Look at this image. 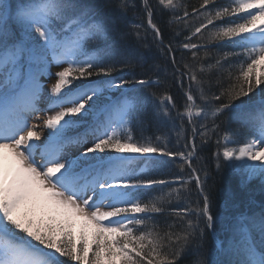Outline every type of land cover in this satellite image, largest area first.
I'll return each mask as SVG.
<instances>
[{"label": "snow or ice", "instance_id": "1", "mask_svg": "<svg viewBox=\"0 0 264 264\" xmlns=\"http://www.w3.org/2000/svg\"><path fill=\"white\" fill-rule=\"evenodd\" d=\"M157 12L174 38L187 31L176 47ZM151 47L171 71L135 72ZM261 85L264 0H0V264H178L193 250L188 264H264V199L248 192L264 193ZM213 146L244 194L224 212L199 154ZM169 165L170 179L145 175ZM154 186L167 191L145 196Z\"/></svg>", "mask_w": 264, "mask_h": 264}, {"label": "trees", "instance_id": "2", "mask_svg": "<svg viewBox=\"0 0 264 264\" xmlns=\"http://www.w3.org/2000/svg\"><path fill=\"white\" fill-rule=\"evenodd\" d=\"M139 2V0H137ZM223 2V0H221ZM184 3L187 4L189 11H191L192 7H198L200 0H184ZM169 19L168 13H164L163 15L157 12V14L154 16L155 22H157L161 28L163 29V35H164V40L165 43H168L170 40L173 41V46L176 47L177 40L178 41H183L184 35H187V31L183 35H181L178 38H174L173 32L167 27V21ZM129 23L132 22H140L137 17L133 16L131 13L129 14L128 17ZM195 41V38H193ZM151 40V37H149V41ZM229 47L226 44H222L220 46H213L210 48V51L215 55L217 52H222V51H228ZM140 52L143 53L144 57L147 60V63L145 64L144 68L137 67L135 69L136 73H143L145 70L149 69L151 65L153 64H159L161 68L163 69L165 66L169 68V71H171V65L168 63V61L165 59V57L155 48H140ZM183 55V58L185 60H188L191 62V53L186 51V50H180L177 48L176 51V58L177 60H181V57ZM211 63H214V61H208ZM114 75H119L114 74ZM161 78L164 79L163 74L161 73ZM169 83L171 82V77L169 76L168 78ZM213 79H215V76L213 75ZM187 79L185 78V87H187ZM261 87H264V85H261ZM171 94L174 96V98L177 101V106L182 110V104L183 101L180 99L181 97V90L173 86L170 89ZM175 115V113H173ZM179 123V121H177ZM233 130L237 128L235 124L232 125ZM241 133L247 132V129H240ZM138 135V134H137ZM183 143V142H182ZM182 143L180 147H182ZM199 145V141H197ZM176 146V138L175 135L172 136V142L169 144L170 148H173L175 150ZM215 150V147L213 146L211 149H204L201 151L199 154L206 159L203 161L209 166V170L211 173V176L208 180V186L211 188V192L213 195L215 207H214V212H224L225 211V202L229 200V193L230 191L232 192H237L238 195H244L243 193H239L238 188H237V182L235 179V176L232 172L231 169L229 168H223L221 172L217 173L215 169V163L212 158V152ZM196 167L200 166L199 162H194ZM143 167V165H141ZM178 169L174 165H169L168 168L166 169H161V170H153L151 167H149L145 175H151L154 178L157 179H170L171 176L175 175L177 173ZM161 191H167V188L161 187V186H154L151 189H145L144 194L145 196H150V195H155L158 194ZM248 192L252 195V197L255 199L257 203L261 199H264V193L261 192L260 190V185L258 181H253L251 185H249ZM164 218H167V214ZM164 218H159L161 221ZM213 246L211 239L206 244V248H211ZM195 255V250L190 251L189 253H186V255L181 258V260L178 262V264H188V262L193 258ZM67 261V264H76V262L67 260V258H62Z\"/></svg>", "mask_w": 264, "mask_h": 264}, {"label": "rangeland", "instance_id": "3", "mask_svg": "<svg viewBox=\"0 0 264 264\" xmlns=\"http://www.w3.org/2000/svg\"><path fill=\"white\" fill-rule=\"evenodd\" d=\"M57 70H58V69H57L56 67H53V68H52V71H53V72H55V71H57ZM43 82H44V84H45V89L47 90V88L50 87V85H51V83L53 82V80H44ZM41 107H44V105L41 104ZM34 122H36L34 117H33L32 119L29 120V123H34ZM82 130H83V129H77V131H82ZM73 134H74V133H73ZM46 135H47V132H46V131L42 132V133H41V139L43 140V138H44ZM82 150H83L82 148H81V149L73 148V149L70 150V154H71L72 156H77V155H79V153H80ZM76 230L79 231V226H77V229H76Z\"/></svg>", "mask_w": 264, "mask_h": 264}]
</instances>
